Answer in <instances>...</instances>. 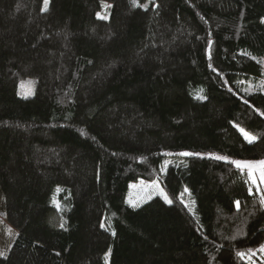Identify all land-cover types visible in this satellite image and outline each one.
Wrapping results in <instances>:
<instances>
[{"label":"trees","instance_id":"trees-1","mask_svg":"<svg viewBox=\"0 0 264 264\" xmlns=\"http://www.w3.org/2000/svg\"><path fill=\"white\" fill-rule=\"evenodd\" d=\"M100 1L0 0V264H264V0Z\"/></svg>","mask_w":264,"mask_h":264},{"label":"rangeland","instance_id":"rangeland-1","mask_svg":"<svg viewBox=\"0 0 264 264\" xmlns=\"http://www.w3.org/2000/svg\"><path fill=\"white\" fill-rule=\"evenodd\" d=\"M114 2L115 0H101L99 7L96 9V14L99 13L98 17H107L110 18L113 8H114ZM110 5V7H107ZM244 130V129H243ZM251 136L255 135L252 132L246 131ZM217 157H226V160H233L229 156L226 155H219L216 154ZM175 158L168 157L166 158L162 171L165 173L169 166L175 161ZM264 160V155L259 159L254 160H233V161H262ZM245 170H249L244 168ZM6 172H2L0 174V253L2 255H6L11 248L13 242L15 241L18 230L14 223H12L9 218L7 217V211H6V204H5V183H6ZM259 174L257 173V177ZM254 184V183H253ZM256 187H259L260 189H264V184L259 182V179H257V183L254 184ZM163 193V194H162ZM164 195L168 194L166 192V189L163 186L162 178L157 177L154 180H149L146 178H138L130 183V188L127 194V202L132 207H139L148 200L154 198V197H161L164 199ZM169 199V197H168ZM135 205V206H133ZM262 247H264V244L260 246L259 248L255 249L252 253L258 255L261 258H264V251H262ZM249 258V255H248Z\"/></svg>","mask_w":264,"mask_h":264},{"label":"snow or ice","instance_id":"snow-or-ice-1","mask_svg":"<svg viewBox=\"0 0 264 264\" xmlns=\"http://www.w3.org/2000/svg\"><path fill=\"white\" fill-rule=\"evenodd\" d=\"M45 3H47V0H45ZM131 3L135 7L141 6L139 4V0H131ZM107 7H110V5H108ZM97 15L99 16V13ZM103 18L106 19L107 17H103ZM240 131L244 135L245 139L247 140V142L249 144H251L255 141L256 138L254 136H251L249 133L245 132L243 129H240ZM184 155H192V154L191 153H184ZM216 159L226 160L227 158L226 157H216ZM233 163L238 168L248 169L249 170V178L254 184L257 183V179H259L260 183L264 184V160L255 161V162H253V161H243V162L242 161H233ZM257 173L259 174L258 177H257ZM164 199L167 203H169V204L172 203V201L170 199H168L167 195H164ZM261 203L264 204V196L261 197ZM236 205H237V208H239V202H236ZM133 206H135V205H133ZM261 250L264 251V247H262ZM0 255H2V253H0ZM238 255H243V254L238 253Z\"/></svg>","mask_w":264,"mask_h":264}]
</instances>
